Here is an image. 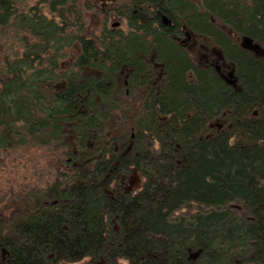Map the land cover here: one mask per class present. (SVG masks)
Instances as JSON below:
<instances>
[{"label": "trees", "instance_id": "trees-1", "mask_svg": "<svg viewBox=\"0 0 264 264\" xmlns=\"http://www.w3.org/2000/svg\"><path fill=\"white\" fill-rule=\"evenodd\" d=\"M0 5V264H264V0Z\"/></svg>", "mask_w": 264, "mask_h": 264}, {"label": "rangeland", "instance_id": "rangeland-1", "mask_svg": "<svg viewBox=\"0 0 264 264\" xmlns=\"http://www.w3.org/2000/svg\"><path fill=\"white\" fill-rule=\"evenodd\" d=\"M12 6L16 11L28 10L29 7L33 4L37 5V7L43 10L44 13L48 14L49 7L47 3L50 0H11ZM45 1V2H44ZM121 1V0H78V3L82 6L83 12L86 16V26L89 31H96L102 21H106L107 24L120 26L124 25V20L122 17L113 14L111 11H108V6H111L112 2ZM86 2L89 6L85 5ZM2 6L0 5V14L4 11L2 10ZM106 15V16H105ZM4 16H1L0 20V56L10 55L18 48L17 37L14 35L11 29V23H6V28L2 25L5 23ZM9 27V28H8ZM14 43V44H13ZM3 54H2V53ZM15 155V154H14ZM19 158V157H18ZM19 161V160H18ZM0 197L6 196L8 191H11L9 181L13 182V175L17 176L20 174V168L18 171H14L16 165L13 166L16 162V159L8 156L7 158L0 156ZM13 162V163H11ZM22 162V159L21 161ZM17 183V182H16Z\"/></svg>", "mask_w": 264, "mask_h": 264}, {"label": "flooded vegetation", "instance_id": "flooded-vegetation-1", "mask_svg": "<svg viewBox=\"0 0 264 264\" xmlns=\"http://www.w3.org/2000/svg\"><path fill=\"white\" fill-rule=\"evenodd\" d=\"M11 1V0H10ZM12 2V1H11ZM34 6H37L35 4H33ZM33 5H31L32 7H34ZM30 8V7H29ZM23 11H27V10H23ZM43 11V10H42ZM106 16V15H105ZM164 18L168 19L165 15H161V19H162V22L164 25H168V26H173L171 25V20L167 21V20H164ZM112 26H115V24H113ZM185 38H182L181 39V43L184 44V45H188L189 48H192L194 50H197V51H202L204 49L203 45L201 43L198 44V40L197 39H193V36L192 34H188V32L186 31L185 32ZM241 44V43H240ZM243 45V44H242ZM247 50H253L250 46L247 48ZM214 53L218 54L217 51H215L214 49L212 50ZM260 55H262V53H259ZM218 57L220 58V55L218 54ZM201 58L202 59H205L206 58V55H204L202 52H201ZM212 65L214 66V69L222 76L223 75H226L227 71L228 70H225V71H222V68L220 67V65L218 64V61H215L214 63H212ZM216 66H219V69L216 68ZM2 256H4V251L2 250Z\"/></svg>", "mask_w": 264, "mask_h": 264}, {"label": "water", "instance_id": "water-1", "mask_svg": "<svg viewBox=\"0 0 264 264\" xmlns=\"http://www.w3.org/2000/svg\"><path fill=\"white\" fill-rule=\"evenodd\" d=\"M164 20H167V21H169V19H166V18H164ZM242 44L245 46V47H251L252 49H253V46H252V44H251V40H250V38L249 37H244L243 39H242ZM216 68L217 69H219V66H216ZM222 77L224 78V80L227 82V83H229V84H231V85H235V78H234V74H233V70H229V71H227V73H226V75H223L222 74Z\"/></svg>", "mask_w": 264, "mask_h": 264}]
</instances>
